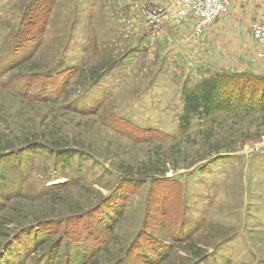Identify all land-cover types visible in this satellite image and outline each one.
<instances>
[{
    "label": "rangeland",
    "instance_id": "rangeland-1",
    "mask_svg": "<svg viewBox=\"0 0 264 264\" xmlns=\"http://www.w3.org/2000/svg\"><path fill=\"white\" fill-rule=\"evenodd\" d=\"M121 15L0 0V264H264V78L183 129L199 79Z\"/></svg>",
    "mask_w": 264,
    "mask_h": 264
},
{
    "label": "crops",
    "instance_id": "crops-1",
    "mask_svg": "<svg viewBox=\"0 0 264 264\" xmlns=\"http://www.w3.org/2000/svg\"><path fill=\"white\" fill-rule=\"evenodd\" d=\"M150 3L168 6L171 0H120L119 25L133 28L140 47L155 46L167 66L190 70L196 79L206 70L264 74V59L257 56L259 48L251 36V24L264 23V0H231L227 12L200 36L193 34L191 20L177 24L169 15L165 16L160 32L153 34L140 22L137 11L140 5Z\"/></svg>",
    "mask_w": 264,
    "mask_h": 264
},
{
    "label": "trees",
    "instance_id": "trees-1",
    "mask_svg": "<svg viewBox=\"0 0 264 264\" xmlns=\"http://www.w3.org/2000/svg\"><path fill=\"white\" fill-rule=\"evenodd\" d=\"M203 73L194 88L183 93V108L179 116L183 129L191 118L209 117L217 112L243 114L255 110L256 106L251 99L254 92L249 94V102L244 101L239 82L248 76L259 79L264 76L247 71L206 70ZM19 152L23 153L25 150Z\"/></svg>",
    "mask_w": 264,
    "mask_h": 264
},
{
    "label": "built area",
    "instance_id": "built-area-1",
    "mask_svg": "<svg viewBox=\"0 0 264 264\" xmlns=\"http://www.w3.org/2000/svg\"><path fill=\"white\" fill-rule=\"evenodd\" d=\"M231 0H171L168 6L161 3L140 5L138 14L142 22L153 34L162 28L165 16L179 24L184 20L192 22L195 36L203 34L207 26L228 10ZM251 36L258 45L257 56L264 59V23L251 24Z\"/></svg>",
    "mask_w": 264,
    "mask_h": 264
}]
</instances>
